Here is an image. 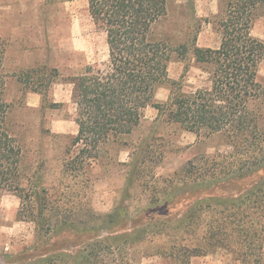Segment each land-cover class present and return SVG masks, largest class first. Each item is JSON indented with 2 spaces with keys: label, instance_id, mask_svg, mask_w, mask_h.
I'll list each match as a JSON object with an SVG mask.
<instances>
[{
  "label": "trees",
  "instance_id": "16d2710c",
  "mask_svg": "<svg viewBox=\"0 0 264 264\" xmlns=\"http://www.w3.org/2000/svg\"><path fill=\"white\" fill-rule=\"evenodd\" d=\"M87 2L96 25L107 34L109 60L103 67L90 64L66 80L73 85L79 127L77 134L67 136L66 169L82 171L99 160L106 145L131 135L149 106L200 139L222 137L233 149L230 154L235 156L236 168L226 164L223 170L222 161H215L210 170L203 164L210 156L191 160L186 169L175 172L173 188L162 198L152 199L140 218L142 223L125 212L122 204L100 226L80 228L68 220L53 224L45 215L50 210V189L38 172L31 176L23 164L25 142L13 122L14 106L7 94L8 42L0 29V189L16 193L22 204L20 216L36 221L46 234L76 231L85 235L87 244L103 246L121 238L113 233L123 223L127 250H93L91 258L78 251L70 264H139L140 258L150 256L172 264H192L194 257L218 249L230 250L241 264H264V83L259 78L264 40L252 34L254 22L264 13V0L222 2L221 44L202 47L195 34L191 43L186 41L177 49L160 31L170 0ZM196 27L198 31L201 23ZM191 49L211 85L188 92L170 78L169 65L175 53L185 58ZM30 75V71L22 72L20 81L43 93L42 81L31 84ZM166 85L171 89L170 99L160 102L157 92ZM48 106L57 108L62 103ZM161 232L169 238V246L136 250V243ZM62 253L47 252L42 261L55 264L66 257Z\"/></svg>",
  "mask_w": 264,
  "mask_h": 264
},
{
  "label": "rangeland",
  "instance_id": "374dc122",
  "mask_svg": "<svg viewBox=\"0 0 264 264\" xmlns=\"http://www.w3.org/2000/svg\"><path fill=\"white\" fill-rule=\"evenodd\" d=\"M224 1L170 0L169 15L160 31L169 36L175 49L186 41L191 43L195 34L198 45L216 48L222 41L219 14ZM0 2V29L8 42L7 94L14 106L13 122L25 142L24 166L31 176L38 172L42 184L50 189V210L45 212L48 221L53 224L73 221L80 228L100 226L105 216L123 204L124 211L142 223L140 218L148 212L150 203L173 188L175 172L186 169L191 160L210 156L203 161L210 170L215 161H222L223 170L226 164L236 168L235 156L230 154L233 149L222 137L200 139L149 106L131 135L106 145L99 160L82 171L67 170L65 160L70 143L67 136L77 134L79 127L72 101L73 85L66 80L81 74L90 64L104 66L109 60L107 34L93 20L87 0ZM197 22L201 23L198 31ZM252 34L264 40V13L254 22ZM24 71H30L31 84L42 81L43 93L20 81ZM169 76L188 92L211 85L209 74L195 61L193 49L185 58L175 53ZM259 78L264 83V60ZM170 96V86L166 85L158 90L156 99L167 102ZM52 102L62 106L49 107ZM235 191L236 188L231 192ZM21 208L16 193L0 189V264H51L42 261L47 257L43 254L58 250L66 257L58 258L55 264H70L78 251L90 257L93 250L128 248L124 237L127 231L120 227L123 223L113 233L121 236L119 240L94 246L87 244L80 232L46 234L36 221L24 215L22 219ZM156 234H150L151 240L136 243V250L169 246L164 232ZM108 235L103 232V236ZM139 264L172 263L163 257L150 256L140 258ZM192 264H241V261L230 250L218 249L194 257Z\"/></svg>",
  "mask_w": 264,
  "mask_h": 264
}]
</instances>
